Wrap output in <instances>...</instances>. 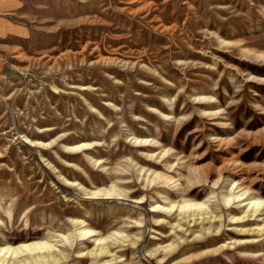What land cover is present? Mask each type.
<instances>
[{"label": "rangeland", "instance_id": "1", "mask_svg": "<svg viewBox=\"0 0 264 264\" xmlns=\"http://www.w3.org/2000/svg\"><path fill=\"white\" fill-rule=\"evenodd\" d=\"M4 3L0 247L51 243L61 264H264V208L236 221L249 206L224 202L264 200V0ZM189 202L206 215L182 220Z\"/></svg>", "mask_w": 264, "mask_h": 264}, {"label": "bare ground", "instance_id": "2", "mask_svg": "<svg viewBox=\"0 0 264 264\" xmlns=\"http://www.w3.org/2000/svg\"><path fill=\"white\" fill-rule=\"evenodd\" d=\"M136 143L139 146H142V145L147 146L149 141L148 140L142 141V140L137 139ZM89 148H90L89 144H82V145H78L76 147H71L70 150L79 153V152H83L85 150H88ZM169 181H172V179H170ZM237 189H238V187H237ZM92 196L93 197H90L92 199H95V198L96 199L97 198H99V199H112L110 197L113 196V194L108 192V191H97ZM245 196H246V194H244V193L242 195H239L235 192L231 197H224V202H225V205L227 207H230L231 206L230 204H234L236 202L237 203L240 202L241 205H246L247 207L249 206V209L246 211V214H244L245 216L241 217V218L238 217L236 221L244 220L245 218H247L249 216L253 217L254 215L257 214L258 209L264 208V200L257 199V200H252V201L247 202V199L245 198ZM154 209H155V211H153V212H160V207H155ZM162 209L164 210V208H161V210ZM205 209H206L205 203H199V202L185 203L181 207V211H180V212H182L181 214H183L182 220L185 219L187 221V219L188 220L192 219L195 215H191V214H197L198 215V213H202L201 215L204 217L206 215V214H204ZM191 211H192V213H191ZM168 212L169 211H162V212H160V214H166ZM178 226H180V224ZM94 235H96V232L91 231V230H84V231H81L79 233V237L81 240L88 239V238H90V236H94ZM116 236L118 238H116L115 243H120V241H123L121 239L122 238L121 235H116ZM125 238H127V237L125 236ZM109 239L113 240L112 237H109L108 240ZM64 240L68 244H71L70 238L64 236ZM96 242L98 243V245L102 244V246H104V244H106V242H108V241L107 240L104 241L103 239H101V240H96ZM102 246H100V247H102ZM109 247L110 246H107L106 249L101 248L100 252L95 251L94 255L95 256L97 255L98 257L109 256V254H111L108 251ZM55 248H56V245H52L51 243H47V242H40V243H34V244H22L19 247H12V246L0 247V264H16L14 262V260L17 257H19L20 255L25 254V253H31V254L39 255V257L35 258L36 264H61V263H59V260L55 259V256H54ZM45 254H47V256H41V255H45ZM106 262L107 261H105L104 263H106ZM108 264H109V262H108ZM110 264H111V262H110Z\"/></svg>", "mask_w": 264, "mask_h": 264}, {"label": "crops", "instance_id": "3", "mask_svg": "<svg viewBox=\"0 0 264 264\" xmlns=\"http://www.w3.org/2000/svg\"><path fill=\"white\" fill-rule=\"evenodd\" d=\"M2 1H3V0H0V4H1ZM4 2H5V0H4ZM4 2H3L1 5H4V4H5Z\"/></svg>", "mask_w": 264, "mask_h": 264}]
</instances>
